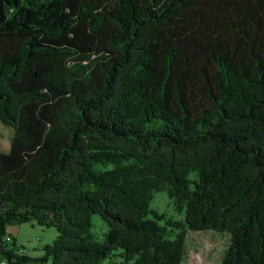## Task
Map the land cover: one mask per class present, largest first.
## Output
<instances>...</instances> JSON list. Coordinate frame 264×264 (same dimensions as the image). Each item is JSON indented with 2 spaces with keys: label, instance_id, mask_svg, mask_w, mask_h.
I'll return each instance as SVG.
<instances>
[{
  "label": "trees",
  "instance_id": "1",
  "mask_svg": "<svg viewBox=\"0 0 264 264\" xmlns=\"http://www.w3.org/2000/svg\"><path fill=\"white\" fill-rule=\"evenodd\" d=\"M0 120V262L183 264L209 229L264 264V0H0Z\"/></svg>",
  "mask_w": 264,
  "mask_h": 264
},
{
  "label": "rangeland",
  "instance_id": "2",
  "mask_svg": "<svg viewBox=\"0 0 264 264\" xmlns=\"http://www.w3.org/2000/svg\"><path fill=\"white\" fill-rule=\"evenodd\" d=\"M13 134V128L4 125L0 120L1 152H9ZM174 205V202L168 195L164 191H161L155 194L151 207L182 219L183 215L176 211ZM93 224L94 235L98 239L103 238V233L108 231V225L99 215L94 216ZM11 230L17 238V242L24 245L26 252L30 256L42 255V246L51 244L58 232L54 227L47 228L29 222L21 224L17 228L12 227ZM230 237L229 233L209 229L200 231L188 230L183 264H218L230 245ZM104 264H118V262L112 263L108 260Z\"/></svg>",
  "mask_w": 264,
  "mask_h": 264
},
{
  "label": "crops",
  "instance_id": "3",
  "mask_svg": "<svg viewBox=\"0 0 264 264\" xmlns=\"http://www.w3.org/2000/svg\"><path fill=\"white\" fill-rule=\"evenodd\" d=\"M12 227H14V226H11V227L9 228V230H10L9 232H11V233H12V230H11ZM14 228H17V227L15 226Z\"/></svg>",
  "mask_w": 264,
  "mask_h": 264
},
{
  "label": "built area",
  "instance_id": "4",
  "mask_svg": "<svg viewBox=\"0 0 264 264\" xmlns=\"http://www.w3.org/2000/svg\"><path fill=\"white\" fill-rule=\"evenodd\" d=\"M0 264H6L5 262H0Z\"/></svg>",
  "mask_w": 264,
  "mask_h": 264
}]
</instances>
